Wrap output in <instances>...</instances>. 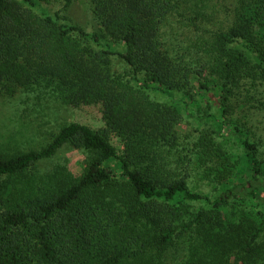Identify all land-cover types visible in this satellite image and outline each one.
<instances>
[{"label": "trees", "instance_id": "obj_1", "mask_svg": "<svg viewBox=\"0 0 264 264\" xmlns=\"http://www.w3.org/2000/svg\"><path fill=\"white\" fill-rule=\"evenodd\" d=\"M63 1L0 0V124L40 74L60 107L101 103L105 126L59 122L27 149L28 126L0 135V264H264V0H86L91 30ZM184 113L203 127L183 146ZM68 142L80 174L21 179Z\"/></svg>", "mask_w": 264, "mask_h": 264}, {"label": "rangeland", "instance_id": "obj_2", "mask_svg": "<svg viewBox=\"0 0 264 264\" xmlns=\"http://www.w3.org/2000/svg\"><path fill=\"white\" fill-rule=\"evenodd\" d=\"M39 2L41 6L49 8L51 11L62 9L64 6L63 0H39ZM34 10L37 13L40 12L36 8ZM61 13L73 19V21L86 26L88 30H91L95 26V22L89 16L90 12L88 10L86 0H74L73 4L67 8H64ZM115 67L118 68L119 71H122L121 67H123V65L115 60ZM30 81L33 82L32 89L34 90H27L24 95H18L16 99H14L17 101H15V104L13 103V107L17 109L16 115L20 112L22 113L21 119L18 118V121L15 122V125L13 124L14 126L0 124V135L4 136L5 133L15 132V130L18 129V124L28 126V132L34 130L33 133L29 135L27 139H23L21 137L19 140L23 142L20 143L21 147L27 149L31 147L37 148L46 143L51 136V133H48V131H55L57 125L64 121H79L94 128L105 126L101 103L88 105L82 104L79 106L67 104L66 107H60L57 102L50 98V95L44 94V92L39 87L45 86L49 84L50 81H52L49 75L39 74L38 77L32 76ZM133 85L136 86L135 82ZM140 91H142L143 94L145 93L153 102H156L160 105L165 103L170 104V99L157 91L149 89H144V91L140 89ZM245 112L249 115L247 110H245ZM10 114L11 116H14L12 115V111ZM253 117L254 119H251L250 124L252 125L253 129L257 130L258 136L262 138V150L264 152V113L262 111H257ZM38 121L43 124V127L38 129H46V127H48L46 131L43 130L36 132L35 129L38 127ZM202 127L203 126L197 124V121L189 118L184 113L183 119L178 126L181 136L180 141L183 146L186 145L187 139L190 138L193 140V135L198 134L202 130ZM111 137L112 141L116 145L120 146L121 148L124 147V142L120 140V137H117L114 134ZM158 153L165 159L166 168L173 167V163H169L167 160L169 158L164 157L165 149L163 147L158 150ZM87 154V151L82 146H79L73 142L65 143V145L62 146V148H60L53 157L41 160L35 165L33 169H31L30 172L22 174L20 177L21 179L33 177L39 178L46 173L62 169L70 170L73 174L78 175L83 170L84 160ZM160 160L161 163L165 165L164 160L161 158ZM202 187L208 189L205 185H202Z\"/></svg>", "mask_w": 264, "mask_h": 264}]
</instances>
